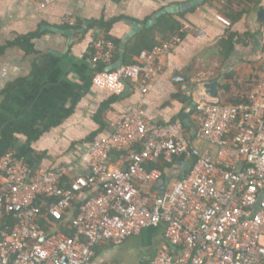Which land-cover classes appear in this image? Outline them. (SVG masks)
<instances>
[{"label":"built area","instance_id":"1","mask_svg":"<svg viewBox=\"0 0 264 264\" xmlns=\"http://www.w3.org/2000/svg\"><path fill=\"white\" fill-rule=\"evenodd\" d=\"M56 1L30 3L45 10ZM216 19L231 26L223 16ZM64 23L77 26L71 17ZM183 32L144 50L134 65L96 72L93 85L120 95L131 83L147 94L163 73L160 59L177 49ZM92 48L95 69L115 63L118 48L112 40L97 36ZM261 59L264 74V52ZM262 88L264 80L234 105L196 103L194 138L214 145V154L194 146L183 122L150 121L142 100L117 121L110 137L89 144L82 162L91 174L71 183L64 167L34 170L12 150L0 154V264H94L98 247L121 245L151 227L163 228L173 250L158 252L150 264H264ZM119 152L129 158L126 168L112 163ZM157 160L168 165L184 160L190 168L159 190L155 184L165 171L147 167ZM86 193L91 194L81 200ZM77 202L73 234L44 230L40 220L69 216ZM5 214L18 222L2 228Z\"/></svg>","mask_w":264,"mask_h":264},{"label":"crops","instance_id":"2","mask_svg":"<svg viewBox=\"0 0 264 264\" xmlns=\"http://www.w3.org/2000/svg\"><path fill=\"white\" fill-rule=\"evenodd\" d=\"M193 1L57 0L42 10L30 0H0V148L13 130L9 150L34 170L64 167L66 183H71L91 174L82 162L89 144L110 137L117 121L142 100L150 121L183 122L194 146L214 154V145L194 138L199 125L195 105L200 101L238 104L263 84L264 0H205L174 15L182 27L172 38L183 30L182 41L160 59L163 73L147 94L131 83L123 94H111L91 80L93 41L97 36L106 38L94 23L114 22L108 35L124 42L132 22L146 25L163 9ZM218 15L231 26L218 22ZM236 16L240 18L234 20ZM68 17L76 21L75 28L64 23ZM82 28L84 32L72 37L57 31ZM213 83L218 85L216 95L207 89ZM28 133L41 136L31 140ZM112 163L126 168L129 158L119 152ZM186 163L177 160L167 168L165 179L155 188L164 189L167 177L178 178ZM150 245L155 250L148 254L145 249ZM162 250L173 249L163 228L151 227L121 245L98 247L94 264H150Z\"/></svg>","mask_w":264,"mask_h":264},{"label":"trees","instance_id":"3","mask_svg":"<svg viewBox=\"0 0 264 264\" xmlns=\"http://www.w3.org/2000/svg\"><path fill=\"white\" fill-rule=\"evenodd\" d=\"M208 2H211L213 0H207ZM240 16L234 17V20H238ZM114 22L111 23H94V27H96L98 30H104L106 32V39L112 40L117 48L118 52L116 54L115 62L118 60L119 57V50L121 46V41L115 40L111 38L108 33L111 30ZM182 25L181 23L175 18L174 15L168 14L164 15L161 18L157 20V24L150 28V29H144L141 33L137 34L129 43L126 49L125 53V58H124V65H134L137 63V59L140 56V54L144 50H151L155 46L161 44L162 42L168 41L174 36L180 29ZM158 37L162 39V41L158 40ZM226 50V48L224 47ZM106 67H99L95 69V72L103 71L105 70ZM94 76V75H93ZM91 80L93 81V77ZM238 103V102H237ZM236 104V103H235ZM57 123V122H55ZM188 129L187 127H185ZM29 135V138L31 140H37L40 136L41 133H36L34 135ZM13 137V130L9 132V135L5 141V143L2 145L0 148V154L5 153L6 151L9 150V147L11 145ZM171 165L165 164L162 160H157V161H150L147 165L149 169L153 168H160L164 171H166L167 168H169ZM81 206L80 202L74 203L73 205V210L71 211L69 216H64L60 220H56L52 217H48L46 220H40L41 226L44 228V230L49 233L53 230H57L58 232L66 233V234H73V230L71 229V219L77 215L79 208ZM18 221L14 215H4V218L1 221V227H5L7 225L13 226L16 224ZM98 248L96 249L97 252Z\"/></svg>","mask_w":264,"mask_h":264},{"label":"water","instance_id":"4","mask_svg":"<svg viewBox=\"0 0 264 264\" xmlns=\"http://www.w3.org/2000/svg\"><path fill=\"white\" fill-rule=\"evenodd\" d=\"M205 0H194L191 3H186L183 5H174V6H170L166 9H163L162 11L156 13L151 20H149L146 25H142L139 23H135L132 22V31L129 33V35H127L124 39V42L121 43L120 46V50H119V57L118 60L116 61V63H114L113 65L109 66L106 68L107 71H113L116 69H120L123 65H124V58H125V53H126V49H127V43L130 42L133 37H135L137 34L141 33L144 29H150L152 27H154L157 24V20L159 18H161L164 15H177V14H181V13H185L187 11H189L190 9H192L194 6L200 5L204 2ZM60 33L66 35L67 37H72V35H76L79 32L82 33L85 31V28H82L81 30H57ZM187 80V79H186ZM190 91L193 89V84H189L188 85ZM218 87V85L216 83L213 84H209L207 85V89L209 90V93L212 95H216V88ZM190 168V163L187 162L185 164L184 169L182 170V172L179 174L180 178H183L186 174V172L189 170ZM170 181V177L166 178V182L168 183ZM42 241H44V239H42Z\"/></svg>","mask_w":264,"mask_h":264},{"label":"rangeland","instance_id":"5","mask_svg":"<svg viewBox=\"0 0 264 264\" xmlns=\"http://www.w3.org/2000/svg\"><path fill=\"white\" fill-rule=\"evenodd\" d=\"M145 250H146V253L150 254V253L153 252V250H155V247H153V245H150V246L147 247V249H145Z\"/></svg>","mask_w":264,"mask_h":264}]
</instances>
